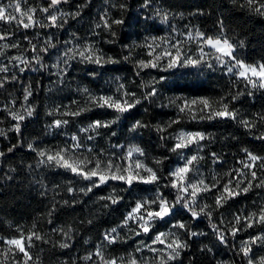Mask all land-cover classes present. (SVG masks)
<instances>
[{
  "label": "clouds",
  "instance_id": "9594fccd",
  "mask_svg": "<svg viewBox=\"0 0 264 264\" xmlns=\"http://www.w3.org/2000/svg\"><path fill=\"white\" fill-rule=\"evenodd\" d=\"M0 264H264V0H0Z\"/></svg>",
  "mask_w": 264,
  "mask_h": 264
}]
</instances>
